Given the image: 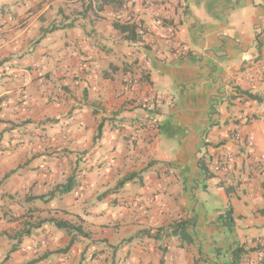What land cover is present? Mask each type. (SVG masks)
Returning a JSON list of instances; mask_svg holds the SVG:
<instances>
[{
	"label": "crops",
	"instance_id": "0c3cea01",
	"mask_svg": "<svg viewBox=\"0 0 264 264\" xmlns=\"http://www.w3.org/2000/svg\"><path fill=\"white\" fill-rule=\"evenodd\" d=\"M261 154L264 0H0V264H249Z\"/></svg>",
	"mask_w": 264,
	"mask_h": 264
},
{
	"label": "built area",
	"instance_id": "2783aa9c",
	"mask_svg": "<svg viewBox=\"0 0 264 264\" xmlns=\"http://www.w3.org/2000/svg\"><path fill=\"white\" fill-rule=\"evenodd\" d=\"M155 17H159V13L155 12ZM138 33L140 35H144V32L142 29L138 30ZM158 51V49H156ZM180 52L185 53V49L181 48ZM141 84V79L139 77H130L127 80V85L139 89V86ZM155 98L157 101L154 102L152 105V110L155 112L157 110V107L159 105V102L162 101L163 96L159 95L158 93L155 95ZM145 126L150 127L152 129H158L159 124L156 116L153 114H149L144 120H143ZM135 137L132 136L131 139L133 140ZM233 139L236 143H239L241 145H244L248 148H253L254 142L251 136L242 134L238 131L234 132ZM259 159L264 158V154H261L258 156ZM236 160V154H234L231 150H224L219 152L218 154H215L213 156L212 163V171L217 174L227 175L230 173L234 167V163ZM256 250L254 257L249 256V254H246V262L249 264H264V242L262 239L257 238L256 239Z\"/></svg>",
	"mask_w": 264,
	"mask_h": 264
},
{
	"label": "trees",
	"instance_id": "16d2710c",
	"mask_svg": "<svg viewBox=\"0 0 264 264\" xmlns=\"http://www.w3.org/2000/svg\"><path fill=\"white\" fill-rule=\"evenodd\" d=\"M101 4L102 5H110L113 7H120L122 5V0H101ZM113 26L116 30H118L127 40L129 41H139L141 39V37L143 35H140L138 33L139 29H142L143 32L145 33V27L143 25V23L141 21H133V20H124L122 22L119 21H114ZM57 26L52 25L51 28L47 31H51L53 29H55ZM200 167L202 168V170L205 173V176H210L207 165L203 162H200ZM131 178V175L128 176L127 178H125L124 180L121 181L120 184H122L125 180ZM72 179H68V181L66 182V184H64L63 186H61V191L62 192H67L72 188ZM222 223L228 225L231 222V216L227 213L224 216L221 217ZM57 226L65 228L66 230H69L72 228V226L66 222H57ZM183 225L181 222H177V223H173L172 224V231H178L181 230L183 232ZM73 242V239L70 240L68 246L66 247V249L71 245V243ZM241 248L237 249L235 252L237 254H239L241 252Z\"/></svg>",
	"mask_w": 264,
	"mask_h": 264
}]
</instances>
